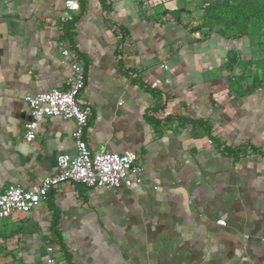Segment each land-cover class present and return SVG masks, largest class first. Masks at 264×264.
<instances>
[{"label": "crops", "instance_id": "crops-1", "mask_svg": "<svg viewBox=\"0 0 264 264\" xmlns=\"http://www.w3.org/2000/svg\"><path fill=\"white\" fill-rule=\"evenodd\" d=\"M64 1L0 0V191L37 187L74 152L58 116L24 139V97L66 86L64 48L84 65L87 146L142 171L129 187L55 185L1 220L17 261L46 264L50 245L59 264H264V95L235 94L215 51L169 17L176 0H78L62 21Z\"/></svg>", "mask_w": 264, "mask_h": 264}, {"label": "built area", "instance_id": "built-area-1", "mask_svg": "<svg viewBox=\"0 0 264 264\" xmlns=\"http://www.w3.org/2000/svg\"><path fill=\"white\" fill-rule=\"evenodd\" d=\"M78 10V0H65L62 21H70L71 13ZM62 54L71 61V74L65 88H50L45 91L28 94L24 97L30 119L24 125V139L32 141L36 137L37 120L48 116H58L72 121L70 137L74 152L58 153L55 170L42 178L34 188H22L8 183L0 191V221L13 214L29 213L43 203L53 186L63 183H77L86 187H129L139 182L142 168L136 163L131 152L93 151L87 146L84 133L88 120L87 110L80 105L77 95L84 85L83 61L72 54L68 48ZM224 225V220H218ZM264 246V235L260 237ZM46 264H59L50 253L53 247L48 245Z\"/></svg>", "mask_w": 264, "mask_h": 264}, {"label": "rangeland", "instance_id": "rangeland-1", "mask_svg": "<svg viewBox=\"0 0 264 264\" xmlns=\"http://www.w3.org/2000/svg\"><path fill=\"white\" fill-rule=\"evenodd\" d=\"M176 1L177 11L169 17L192 35L194 49L215 51V61L228 71L235 94L264 95V24L247 16L250 4L219 0L213 12H206L204 7L215 0ZM17 234L9 224L0 223V264H21L16 258Z\"/></svg>", "mask_w": 264, "mask_h": 264}, {"label": "trees", "instance_id": "trees-1", "mask_svg": "<svg viewBox=\"0 0 264 264\" xmlns=\"http://www.w3.org/2000/svg\"><path fill=\"white\" fill-rule=\"evenodd\" d=\"M218 1L219 0L211 1L210 5H206V7H204L206 12H213L214 9L212 8V6L218 4ZM230 1L237 2L240 5L250 4V7L247 9V16L250 18H254V20L260 24H264V0H220V3L227 4Z\"/></svg>", "mask_w": 264, "mask_h": 264}]
</instances>
